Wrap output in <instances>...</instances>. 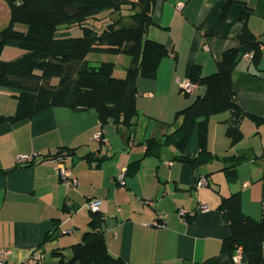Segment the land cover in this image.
Instances as JSON below:
<instances>
[{
  "label": "crops",
  "instance_id": "obj_1",
  "mask_svg": "<svg viewBox=\"0 0 264 264\" xmlns=\"http://www.w3.org/2000/svg\"><path fill=\"white\" fill-rule=\"evenodd\" d=\"M226 6V18L216 31ZM101 15L98 25L108 14ZM242 16L263 43L256 61L253 51L240 59L232 73L233 87L241 108L264 118V0H157L156 24L148 36L164 43L169 54L162 58L156 77L138 79L140 114L130 139L127 129L114 122L101 127L94 109L52 106L31 118L0 124V247L11 249L9 264H56L53 244L43 243L54 219H60L62 230L55 245L66 254L89 228L87 202L92 199L103 200L102 229L109 251L128 264L246 262L243 251L231 256L222 250L230 228L219 204L223 196L240 191L244 212L262 217L264 123L258 125L246 116L241 121L243 137L232 145L225 122L229 113L210 118L209 149L219 156H248L238 165L233 181L223 170L229 162L216 159L193 167L177 158L180 150L175 145L164 146L158 156H144V139L173 132L181 122L175 121L177 111L204 91L201 86L190 94L183 90L192 66L200 65L203 75L211 74L225 51L240 46ZM9 20L7 6V14L0 15V30ZM80 34L81 29L74 27L58 36ZM23 53L21 48L6 46L1 58L12 60ZM120 58H124L123 68L115 67L114 74L124 77L129 57L117 54ZM18 94L17 89L0 86L1 115L15 113ZM61 147L73 149V154L62 161L43 159ZM199 151L196 129L186 153ZM25 154L35 155V161L19 163L18 155ZM139 158H143L140 169L126 174L130 162ZM59 161L72 169L77 186L61 178ZM201 177L208 183L199 185ZM66 205L70 210H64ZM39 253L41 260L35 257Z\"/></svg>",
  "mask_w": 264,
  "mask_h": 264
},
{
  "label": "trees",
  "instance_id": "obj_2",
  "mask_svg": "<svg viewBox=\"0 0 264 264\" xmlns=\"http://www.w3.org/2000/svg\"><path fill=\"white\" fill-rule=\"evenodd\" d=\"M10 8V20L0 30V86L19 90L17 109L14 114H0V124L31 118L45 108L65 106L74 110L94 109L104 127L114 122L133 134L139 116L137 107L138 79L154 78L160 62L169 54L164 43L148 36L156 23L153 9L157 0H5ZM226 9L216 27L219 30L226 18ZM101 14H108L106 26L98 28ZM113 15H118L117 17ZM239 35L240 46L224 52L217 70L203 75L200 65H193L190 81L200 85L199 93L191 104L177 111L178 127L163 138L151 136L144 139L147 155H160L164 146L175 145L180 150L179 160L193 167L221 159L229 162L223 170L229 181L237 179L238 165L248 159L245 154L219 156L208 147L209 121L213 115L228 112L227 135L231 144L238 143L243 133L241 121L251 117L258 125L264 118L244 111L238 104L233 87L232 73L240 59L250 51L256 61L261 53L262 40L247 26ZM79 27L78 36L60 37L63 29ZM6 46L18 47L24 53L12 60H3ZM244 47V51L240 50ZM90 53L124 54L129 57L126 75L114 74L115 62L91 60ZM186 94H190L186 92ZM198 131L200 151L197 155L186 153L194 130ZM73 154V149L60 148L43 159L63 160ZM89 154L87 155V157ZM260 157L264 160V147ZM143 158L133 160L126 174H135ZM35 161V158L31 161ZM206 178V177H205ZM263 186H264V175ZM223 211L229 235L223 240L222 250L234 256L242 248L246 262L264 264V192L261 218L246 214L242 208L241 192L223 196L219 204ZM65 211L70 210L66 205ZM53 227L44 242H51V254L56 264H128L122 257L113 255L105 239L101 211H91L89 228L82 239L70 246L71 255L55 245L62 234L60 219L55 218Z\"/></svg>",
  "mask_w": 264,
  "mask_h": 264
},
{
  "label": "built area",
  "instance_id": "obj_3",
  "mask_svg": "<svg viewBox=\"0 0 264 264\" xmlns=\"http://www.w3.org/2000/svg\"><path fill=\"white\" fill-rule=\"evenodd\" d=\"M183 90L185 92L192 93L196 89L200 88V85L197 83H193L191 81H187L183 83L182 85ZM35 158V155L32 154H25V155H18V162L19 163H28L32 161ZM59 174L63 180H65L67 183L77 186L79 184L78 178L74 176L72 169L70 167H67L64 165L61 161H59ZM121 179L123 178V175L120 177ZM208 181L205 177H201L199 180V185H204L207 184ZM103 204L102 199H92L87 202V207L91 211H99L101 209V205ZM181 212H185L184 210H181ZM240 251H243L242 248H239ZM12 251L9 247H0V264H9V258L11 255ZM35 257L38 260H41L43 256L39 253L35 255Z\"/></svg>",
  "mask_w": 264,
  "mask_h": 264
},
{
  "label": "rangeland",
  "instance_id": "obj_4",
  "mask_svg": "<svg viewBox=\"0 0 264 264\" xmlns=\"http://www.w3.org/2000/svg\"><path fill=\"white\" fill-rule=\"evenodd\" d=\"M1 1H3V2L0 3V15H6L7 14V6H9V5L7 4V2L5 0H1ZM113 16L117 17L118 15H113ZM109 20L110 19L107 17V19L105 20L104 23H102V25L101 24L100 25L97 24L98 25V28L101 29L102 27L106 26V24H108V21ZM75 29H77V27H75ZM116 56H117V54L90 53L88 57L91 60L96 61V63L97 62L99 63L101 61H106V60H111V61L113 60L114 62H116V60H118V59H116ZM125 56L126 55H124V57ZM126 57H128V56H126ZM123 60H124V58H120L116 62L115 67H116L117 71H118V69H122L123 68V65H122V64H124V61ZM66 254L70 256L71 251H67Z\"/></svg>",
  "mask_w": 264,
  "mask_h": 264
},
{
  "label": "water",
  "instance_id": "obj_5",
  "mask_svg": "<svg viewBox=\"0 0 264 264\" xmlns=\"http://www.w3.org/2000/svg\"><path fill=\"white\" fill-rule=\"evenodd\" d=\"M240 50L244 51L245 49H244V47H240Z\"/></svg>",
  "mask_w": 264,
  "mask_h": 264
}]
</instances>
